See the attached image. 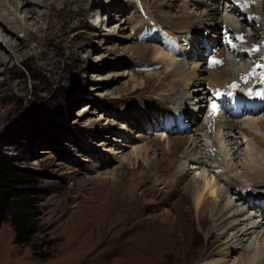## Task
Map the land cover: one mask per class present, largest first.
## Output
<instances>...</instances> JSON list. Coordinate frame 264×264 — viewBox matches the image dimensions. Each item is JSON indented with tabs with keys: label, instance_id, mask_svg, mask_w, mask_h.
<instances>
[{
	"label": "rangeland",
	"instance_id": "rangeland-1",
	"mask_svg": "<svg viewBox=\"0 0 264 264\" xmlns=\"http://www.w3.org/2000/svg\"><path fill=\"white\" fill-rule=\"evenodd\" d=\"M2 1L0 25L11 27L4 10L14 13L17 19H24L25 15L16 7ZM149 1L144 0L140 7L138 0H53L58 8L56 18H49L52 13L49 5L46 9L37 8L44 11L45 20L37 18L36 24L46 36V33L53 35V44L50 47L41 44L28 62L18 58L10 61L15 54L0 37L3 47L0 49V134L8 138L5 154L16 159L20 168L36 173L35 181L42 190L36 219L38 229L30 243H16L10 216L2 224L0 264H212L222 261V256L217 257L224 250L219 248L217 234L211 235L210 226L200 229L193 200L185 189L192 175L201 177L197 172L200 159L203 164L207 163L210 172L222 166V158L217 153L212 156L216 149L212 150L205 140V129L203 135L191 136L192 141L179 154L172 150L166 154L162 150L170 145L168 138L178 135H167L153 114L160 109L156 105L158 100L169 99L166 94L159 95L164 90L159 85L167 78L162 64L158 68L159 63L145 49L157 46L176 61L182 57L177 44L170 50L172 53L166 51L168 31L159 28L144 12ZM230 1L219 0L221 16L230 13ZM255 1L251 0L253 6L256 4L254 13L263 12ZM186 2L177 0L175 4L172 0H160V5L165 9L166 6L176 8L185 6ZM115 6L121 8L117 9L119 12ZM236 13L242 15L238 10ZM53 20L57 21L55 32L47 29ZM163 22L167 20L160 21ZM33 23L29 22L31 30H35ZM253 24L252 32L248 27L243 28L247 34L254 33L257 26L254 20ZM225 26V22L219 25ZM29 33L20 29L18 36L28 37L36 47L37 41ZM208 33L211 34L210 30ZM138 46H141L140 53ZM194 47L199 48V57L203 59L197 74L202 82L194 81L189 88L179 86L168 107L193 110L197 105L201 123L206 118L205 124L211 126L212 115L207 116L209 102L205 96L218 90L221 93L225 86L223 89L209 87L211 67L204 62V57L209 58L205 53L206 42L199 39ZM41 53L46 55L41 57ZM248 61L252 57H247ZM186 62L190 64L188 67L193 66L190 59ZM40 66L46 67L40 70ZM152 73L157 74L150 76ZM240 83L245 86L243 81ZM194 91L201 99L192 100L197 97ZM241 112L238 118L241 126L252 131L247 125L248 119H252L261 126L256 134L264 137V126L260 124L264 111L255 115H243L246 110ZM228 132L236 137L230 131H224L223 135L228 137ZM144 134L146 138L142 137ZM229 141L226 138L227 144ZM243 149L244 146L235 147L238 159L229 163L233 175L247 173L240 167L245 162ZM263 153L260 150L254 156L263 161L260 167H264ZM213 159L214 164L210 166ZM137 160L147 165L141 179L137 177L143 175ZM185 176L186 180H182ZM237 178L249 185L245 183L247 178L239 176L230 178V186L238 184ZM228 186L223 184L222 188L226 190ZM235 190L240 191V187L236 185ZM255 190L264 193V183L256 184ZM231 232L229 235L234 233ZM245 244L251 246L250 241ZM261 246L262 263L259 264H264V244ZM238 251L226 256L228 264H242L239 258L244 250Z\"/></svg>",
	"mask_w": 264,
	"mask_h": 264
},
{
	"label": "bare ground",
	"instance_id": "bare-ground-1",
	"mask_svg": "<svg viewBox=\"0 0 264 264\" xmlns=\"http://www.w3.org/2000/svg\"><path fill=\"white\" fill-rule=\"evenodd\" d=\"M5 1H7L8 4L16 7L20 13H23L25 15V17L24 19H17V16L14 13L10 12L9 10H4V12L8 16V22L11 21V27L9 25L7 27H5L6 25H0V37H3V42H7V46L15 54V57H10V61H13V58H18L23 62H28L32 59L31 54H33V51L40 48L41 44H46V46L48 47L53 44V35H48V33H46V36L43 33L41 26L36 24L37 18L41 19L42 21L45 20L44 11H39V7L43 6L46 9L47 5L50 6L52 13L50 14L49 18H51V16H54L56 18L58 16V8L53 5V0ZM83 1L84 0H82V2ZM138 1L141 2V7L144 3V0ZM176 1L177 0H172V3H175ZM184 1L187 2L186 5L183 7L175 8L173 6H166L165 9L162 7V5H160V0H150L146 5L144 11L153 18L154 22H157L159 28L166 29L168 31L166 32L169 34V36H172L177 40L176 43L180 46L181 49L179 56L182 57V59L179 58V60L176 61L172 55L160 51L161 49L159 50L157 46H149L148 49H145V53L152 57L156 61V64L159 63L158 68H160V64H162V69L165 68V78H167L165 82L163 81V83L159 85L160 88L164 89L160 91L159 95L163 97L166 94L169 96V99L158 100L156 105L160 109L159 111L156 110L155 112H153V114L158 116L164 115L168 118L175 119L177 116L174 114V111L168 107V105L171 104L174 100L173 98L171 99V97L175 94H178V87L184 86L185 88H189L190 86H192V83L194 81H196L197 84L202 82L199 81V77L197 76V74L202 69L201 65L203 59H200L199 57V48L196 49V47H194V44L199 39H202L204 42H206L207 48L205 50V53L209 55V60H211V63L209 64L211 70L208 73L209 87H220L223 89V87L225 86V91H229L230 97H228L227 106L225 109L228 112L232 111L231 115L233 116L234 120H227L224 113L220 114L218 115V117L215 116L211 118V126H209L208 129V126H206L205 124L207 120L206 118L201 123V117L199 115L200 112L197 110V105L192 107L193 110H186L185 108L180 106V108H177L179 109L180 117H183V121L186 123H194L193 126L195 127V130H189L188 127L180 135L168 138L171 139L167 141L170 143V145L165 146L162 150L166 152V154L171 150L179 154L183 151V149L186 148L187 143L189 141H192L191 136H193L194 134V136H201L203 135L202 130L205 129V140L210 145V148H212L213 150L214 147L216 149L214 151H216L217 155L222 158V166H216L214 170L209 172L206 166L207 163L203 164V162L200 161L202 159H200L197 162L200 163V168L196 169L199 175H201V177L196 178L195 175H192L190 181H186L187 184L185 185V189H187L188 191V196L193 200L195 206V215L200 229L205 230L210 226L211 235L217 234L219 243L221 244L219 248L224 249L222 253L217 255V257L222 256V261L216 260L212 264H228L230 261L227 260L226 256L230 257L233 254L239 252L238 250H244V254H241V257L239 258L242 264H259V262L262 261L261 259H259V255H261L263 251L261 243L264 244V211H262L263 206L261 202L259 204H256V200L253 202L249 198L255 196V199H262V197H264L263 191L258 192V189L257 192L256 190L254 192V186L256 184L260 185L264 183V167H260L261 162L263 161L261 159L259 160V157L257 159L254 158V156L257 155L260 150H263L264 152V137L262 135L256 134V132H259L260 130V125L252 119H248L247 121V125L252 129V131L248 128L241 126V123L238 119L239 115H241L242 113L241 111L251 110L250 115H255V113H253L255 108L249 109L248 107H244V105L241 103L240 100H243L241 98L243 94L237 93L239 90V86L235 79L239 71H241L244 75L247 73V68L244 64L245 59L247 58L246 49L251 46H256L259 49H262L264 47V0H257V4L259 3V9L260 11L263 10V12L258 11L257 13H255L258 16V18H254V22H256L257 26L256 29H254V33L252 35L247 34L243 29L244 24L240 23L239 20H236V10H238L240 14H244V12L242 13L237 8L235 10L234 6H228L230 13L227 16L223 17L220 14V4L218 3L219 0ZM249 3L250 5H252L253 8L254 6L251 0H249ZM3 6L4 5H2V7ZM244 6L247 7L246 4H244ZM115 9L117 10L121 8L115 6ZM117 12H119V10H117ZM184 12L186 13L184 14ZM110 18H112V15L109 17V19ZM31 20L32 22H35L33 23L34 25L32 24L35 30H31L29 28V22H31ZM161 20H167V22H163V24L160 23ZM56 22L57 21L50 23L47 29L51 32H55ZM134 22H137V20H134ZM222 22H225V25L234 29L235 33H239L238 37L240 39L241 44L240 49L242 50V52H240L241 59L244 60V62L242 61L240 66L237 65L234 60L228 59L231 58L233 52L231 50L227 52L225 46L227 44L232 45L233 40L229 38V36L224 35L226 32L224 28L219 27V25L221 26ZM254 27L255 26L253 25V28ZM20 29L28 30L30 32L29 34H31L34 40L37 41L36 47H33L31 45L32 41H29V39H27L28 37L18 36ZM208 30H210L211 34L220 33V35L216 38H211V34L208 33ZM259 39H262L263 43L259 44ZM140 47H137L139 53L141 51ZM2 48L3 47L0 44V49ZM209 48H212L213 50L210 52ZM165 49L166 51L172 53L170 50L173 49V44L168 43L167 45H165ZM23 50L25 51L24 53ZM43 51L44 50H42V52ZM45 53H47V51ZM45 53H41V57L45 56ZM204 54H202L203 57ZM250 55H253L255 59L259 58L254 54ZM185 59H190L192 61L191 64L193 66H190L191 68L188 67V65L190 64L187 63ZM220 59V64L212 63L214 60L220 61ZM207 60L208 59L204 57V62ZM236 65L240 67L239 70H236ZM261 65L264 66V62L261 63ZM45 67L46 66H40V70L44 69ZM204 70L205 69H203V71ZM262 71H264V69H262ZM155 74L157 73H152L150 74V76H154ZM255 76L256 78H258L259 74L257 75L256 73ZM172 81L174 82L173 85H171ZM199 92H205V90H200ZM194 94L197 97L192 100L196 101L197 99L199 100V98L201 99V96L199 97L198 95L199 93L196 94L194 91ZM229 99H231V101H229ZM176 102L177 101L175 100V104H173L174 106L176 105ZM157 122L159 123L158 120ZM260 124L264 126V118ZM145 125H148V123L145 122ZM224 131H230V133H235L236 137H233L234 135L232 134L230 135L229 132V136L226 137L225 135H223ZM142 137H145V134L142 135ZM226 138L228 141L230 140L228 144L226 143ZM235 138L237 140H235ZM243 146L245 149H243L244 152H242V156L245 158V162L241 163L240 167L242 170L247 171V173L244 176L239 175L237 173L236 175H233L234 170L231 169L229 163L233 161L235 162L238 159V156H235V147L241 148ZM147 150L148 148H146L144 151L147 152ZM191 150H196V148L191 147ZM190 155L192 156V151ZM188 159L189 158H187V160ZM226 159H228L227 162ZM190 161L192 160L189 159V162ZM137 163L138 168L142 169L143 175L137 176L139 179H141L146 173L145 169L147 165H145L144 162H140L138 160ZM213 164L214 159L210 160L209 165L211 166ZM256 175L261 176V179L263 180H257L258 176L256 177ZM186 176L183 177L182 180L187 178ZM239 176L247 178L248 182L245 183H249V185H246L243 183L244 181H241L240 178H237L238 184L236 185L240 187V191L235 190L236 185L230 186V184L232 185V182L230 183L229 181L230 178L233 179ZM235 183L237 182H234V184ZM223 184L229 185L230 187H232V190H230L229 186V190H227L228 188L224 190L222 188ZM249 188H252L251 191L248 190ZM250 211H252V213H249ZM229 230L230 232L233 231L234 233L232 235H229ZM249 241L251 242V246L247 247L245 243ZM246 255L247 257L245 258Z\"/></svg>",
	"mask_w": 264,
	"mask_h": 264
},
{
	"label": "trees",
	"instance_id": "trees-1",
	"mask_svg": "<svg viewBox=\"0 0 264 264\" xmlns=\"http://www.w3.org/2000/svg\"><path fill=\"white\" fill-rule=\"evenodd\" d=\"M7 141V136L0 134V228L10 216L16 243L25 245L33 240L38 229L42 190L35 181L36 173L20 168L16 159L5 154Z\"/></svg>",
	"mask_w": 264,
	"mask_h": 264
},
{
	"label": "snow or ice",
	"instance_id": "snow-or-ice-1",
	"mask_svg": "<svg viewBox=\"0 0 264 264\" xmlns=\"http://www.w3.org/2000/svg\"><path fill=\"white\" fill-rule=\"evenodd\" d=\"M255 50H256V51H259V48L255 49ZM212 63H213V64H220L221 61L214 60ZM262 67H264V66H262ZM259 95L264 96V92L259 93ZM212 107H213V109L215 110L217 106H216V104L214 103V104L212 105Z\"/></svg>",
	"mask_w": 264,
	"mask_h": 264
}]
</instances>
